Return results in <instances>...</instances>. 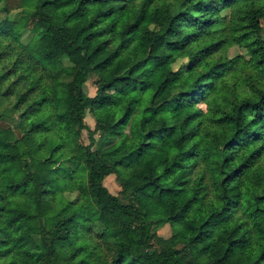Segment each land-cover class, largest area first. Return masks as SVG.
<instances>
[{
    "label": "trees",
    "instance_id": "16d2710c",
    "mask_svg": "<svg viewBox=\"0 0 264 264\" xmlns=\"http://www.w3.org/2000/svg\"><path fill=\"white\" fill-rule=\"evenodd\" d=\"M0 12V99L26 119L0 137V264H264V0H0ZM82 131V159L63 164ZM164 225L177 242L155 248Z\"/></svg>",
    "mask_w": 264,
    "mask_h": 264
},
{
    "label": "rangeland",
    "instance_id": "374dc122",
    "mask_svg": "<svg viewBox=\"0 0 264 264\" xmlns=\"http://www.w3.org/2000/svg\"><path fill=\"white\" fill-rule=\"evenodd\" d=\"M158 2L162 4H166L167 9L173 10L176 7L177 1L178 0H157ZM28 13V9L25 7H21L19 9H14L8 13H6V16L10 18H16L20 17L22 15H26ZM3 14L0 12V17ZM60 18V15L58 14L57 16L52 18L53 23H55L58 19ZM260 26L257 30L261 31ZM38 28V24L32 25L27 30L23 31V36L22 39H25L27 36H30L33 34L36 29ZM241 49L237 46L234 45H228L225 47L224 54L226 56H232L236 53H241ZM192 52L190 50H187V55H190ZM251 65L246 66V68H250ZM245 69L239 68L237 72L239 73L238 76L241 77L242 73ZM94 80V75L89 74L85 84H84V89L85 92L88 95H92L95 91V85L93 83ZM253 80V79H252ZM199 107L204 108L205 103L201 100L196 102ZM106 109L104 107L100 108V113L105 114ZM0 119L7 124L9 127L7 130L3 131L0 133V137L3 138H11L12 135V129L16 126H19L21 128L24 127L26 119L21 117L20 112L17 110H14L10 102L6 100L0 99ZM84 122L85 124L92 129L94 126V116L90 113L87 112L84 116ZM260 140L264 141V128L262 130ZM85 144L86 143V134L85 131H82L81 136L77 139L76 144L73 143L71 144L69 141H65L63 144H61V147L59 149L60 153V158L63 164L65 165H73L74 161L76 160H81L82 155L77 152V144ZM19 148H21V145L18 144ZM206 151L208 153H211L212 148L207 147ZM62 167L56 166L53 170L58 173H63V170L61 169ZM103 186L107 189V191L111 194H117L119 189H120V179L116 177L114 174H109L105 176L102 180ZM71 196V195H70ZM157 234V239L154 240L153 247L158 248L160 245L164 246H170V245H175L176 241V230L170 228L168 225H164L156 230ZM178 245V244H177Z\"/></svg>",
    "mask_w": 264,
    "mask_h": 264
}]
</instances>
